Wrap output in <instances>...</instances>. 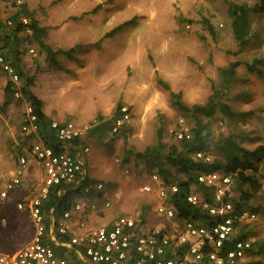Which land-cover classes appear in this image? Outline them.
<instances>
[{
	"label": "rangeland",
	"instance_id": "obj_1",
	"mask_svg": "<svg viewBox=\"0 0 264 264\" xmlns=\"http://www.w3.org/2000/svg\"><path fill=\"white\" fill-rule=\"evenodd\" d=\"M32 1L33 6L39 7V14L45 16L42 6L46 0ZM67 1L62 0L61 11L57 9L60 17L69 16L63 13L69 12ZM257 1L82 0L79 9L88 11L81 17L90 19L94 26L88 34L97 38L100 34L102 36L95 44L102 52L101 63L95 71L68 69L66 63L63 66L59 63L68 59L64 56L57 58L56 67L45 63L46 69L42 71L39 65L42 60L45 62L44 54L32 45L36 48L34 54H27L28 59L24 58L22 63L28 77L34 79L37 74L48 75L55 83L71 81L80 85L63 87L64 91L54 89L53 94L48 92L54 96V99H48L53 109L49 111V117H56V121L70 120L82 131V142L89 147L85 157L89 183L100 182L103 185L102 196L98 199L100 207L106 199L110 202L109 209L116 211L114 216L123 213L142 219L149 228L159 222L155 217L156 198L141 191L144 185L151 184L150 174L136 155L155 145L158 130L166 147L175 144L172 132L178 128V122L183 121L192 129L193 117L170 104L167 93L155 83V77L161 78L174 92H179L182 102L188 107L204 105L211 95V87L216 91L222 87L218 70L235 63L221 102L237 115L227 119L216 111L211 118H200L210 130L212 143L233 137L236 144L247 150L264 146V13L249 14L250 42L241 47L232 36L225 3L253 7ZM3 2L0 0L4 5ZM7 8V5L1 7L0 13H7ZM5 19L2 17L1 21ZM71 21L65 35L70 33L72 35L69 36L76 39L72 54L74 50L84 54L88 46L86 39L81 37L88 31L82 29L81 24L77 25L74 19L69 18L68 24ZM124 23L127 24L121 26ZM49 31L53 33L55 29H46V33ZM247 65H254L256 71L249 72ZM12 100L14 104L10 110L3 102L0 105V138L5 146L6 160L2 161L0 170L7 172L13 169L22 154L27 159L30 180H34L38 189L41 174L26 153L34 138L21 131L27 102L20 98ZM118 102L131 110L129 123L120 135L112 134L110 130ZM98 117L107 122L108 129L99 136L86 135ZM209 153L211 160L222 167L230 162L213 147ZM254 166L255 170H248L246 174L252 177L258 188L244 208L247 212L253 211L254 219L240 222L235 234H243L244 239L251 243L243 264H264V154L259 156ZM237 185L233 179L232 197L235 202L240 199ZM35 189L28 191L30 196ZM13 211L16 213L17 210L12 194L0 206L2 254H12L32 236L31 228L12 234Z\"/></svg>",
	"mask_w": 264,
	"mask_h": 264
},
{
	"label": "built area",
	"instance_id": "obj_2",
	"mask_svg": "<svg viewBox=\"0 0 264 264\" xmlns=\"http://www.w3.org/2000/svg\"><path fill=\"white\" fill-rule=\"evenodd\" d=\"M11 1L20 3L19 0ZM19 23L23 25L21 36L25 39V55H32L34 47L28 45L27 39L31 36L29 20L19 18ZM6 25L13 28L11 21H7ZM0 72L7 75L14 85L19 84L18 75L6 62L1 50ZM13 98L19 99V93L15 92ZM130 118L131 110L122 105L118 118L111 124V133L115 134L122 127L125 128ZM50 129L57 141L55 148L46 146L40 140L37 116L32 107L26 104L21 131L33 135L34 140L26 153L38 163L42 181L27 203L16 205L18 210L28 212L33 229L31 241L13 254H0V264H68L65 259L57 257L47 242V239L54 242L58 235L68 236L69 245L82 249L83 264H243L251 248L249 240L237 242L231 251L221 255L223 244L235 236L239 223L254 219L250 211H235L233 175L213 172L197 176L198 185L212 190L211 203L206 202L198 193L192 192L186 197L187 204L202 211L210 223L177 218L170 202L171 196L177 193V187L165 186L162 180L152 174L151 184L144 185L141 191L154 195L157 200L155 217L159 222L156 225L149 228L142 219L119 215L108 225L91 226L87 224V214L109 208L110 202L104 199L100 207L98 199L102 196L103 185L100 182L94 185L89 183L85 169L89 147L82 142V131L70 120L51 121ZM177 129L172 132L176 141L191 138L190 129L183 121L178 122ZM195 158L203 162L211 161L210 156L205 157L200 153ZM27 168V159L19 157L13 175L0 189V206L21 185ZM61 185L70 186L69 190L73 192L77 191L74 193L76 200L52 225L53 209H48L46 217L42 208L49 199L51 189ZM62 193L63 189L57 192V196ZM81 199H85L86 203L81 204ZM71 211L77 213L75 219L79 232L69 235L66 222L73 218ZM46 218L50 221L48 228ZM237 223L238 226H235ZM54 243L58 245L56 241Z\"/></svg>",
	"mask_w": 264,
	"mask_h": 264
},
{
	"label": "trees",
	"instance_id": "obj_3",
	"mask_svg": "<svg viewBox=\"0 0 264 264\" xmlns=\"http://www.w3.org/2000/svg\"><path fill=\"white\" fill-rule=\"evenodd\" d=\"M225 3L227 4V15L230 18L232 36L239 46L244 47L250 42L248 37L249 14H263L264 0H258L253 7L228 2ZM12 7H14L16 11L7 21L12 22L13 28L7 27L6 20H0V50L6 62L12 66L18 75L19 84L14 85L12 82L7 81L4 87V96L7 102L8 99L13 98L15 92L19 93V98L26 101L37 116L38 136L40 140L46 146L55 148L57 141L53 130L50 129L51 121L43 114L41 101L30 90L33 85V78L28 77L23 70L22 63L26 49L23 47L25 39L21 36L23 25L19 23V18H26L29 20L31 36L27 37V39L29 38L28 45H34L39 49L40 53L44 54V61L46 64L56 67L58 62L57 58L59 56L70 58L72 49L67 51L51 49L45 43L46 29L39 26L34 11H30L28 6L21 1L19 4L13 2ZM97 8L98 6L93 10ZM126 24L127 23H124L121 26ZM119 28L120 27L116 28V30ZM235 66L236 64L234 63L229 65L226 69L220 68L218 72L220 84L222 86L221 89L216 91L211 87V95L204 105H192L190 107L182 102L179 92H174L161 78L155 77V83L167 93L170 104L183 113L190 114L193 117V128L190 129L191 138L189 140H177L175 144L166 147L162 143L161 132L158 130L156 132L155 145L147 147L142 153L137 154L136 157L144 162L150 176L155 174L164 182L165 186L175 185L177 187V193L171 196L170 202L179 219L198 220L206 223L211 222L202 211L190 206L186 202L187 195L192 192L198 193L206 202H212V190L197 184L196 179L200 174L223 172L226 175H233V178L238 182L237 187L240 194V199L237 202L233 199V205L237 212L244 210L253 192L258 188V185L254 184V180L247 175L246 172L248 170H255L254 163L259 160L261 154H264V146H258L253 150H247L236 144L233 137H227L219 142L212 143L210 130L207 124L203 123L200 118H211L216 111L227 119H232L237 115L231 111L228 105L221 102L224 92L223 89L227 86V80L232 76ZM246 68L249 72L256 71L254 65H247ZM121 106L119 102L116 104L111 123L118 118ZM108 126L107 122H103L102 117H98L87 129L86 135L90 137L99 136L108 129ZM123 129L122 127L115 134H122ZM212 147L215 151L221 153L230 160L228 165L222 167L213 160L203 162L195 158V155L199 153L205 157L209 156V149ZM244 187H247V189ZM61 188L63 189V193L57 196V192L62 190ZM69 188L70 186L61 185L51 189L49 199L42 208L46 217H48L47 211L50 208L53 209L54 216H60L70 209L71 203L76 195L74 193L77 191L73 192L69 190ZM250 212L253 211L251 210ZM47 220L46 218V226ZM235 226H238V223ZM64 237L66 236L58 235V239H64ZM244 237L245 236L241 234L229 238V240L223 244L221 255L223 256L231 251L237 242L245 240Z\"/></svg>",
	"mask_w": 264,
	"mask_h": 264
},
{
	"label": "crops",
	"instance_id": "obj_4",
	"mask_svg": "<svg viewBox=\"0 0 264 264\" xmlns=\"http://www.w3.org/2000/svg\"><path fill=\"white\" fill-rule=\"evenodd\" d=\"M22 3H25L29 10L34 11L35 14V18L37 19L39 26L40 27H44L46 29H55V32L51 33L49 31V34L46 33V38H45V43L53 50H63V51H67L73 48V44H74V40L72 37H70L69 35L72 34H67L65 35L66 29L69 28V26L72 24V21L70 22V24H68L69 18L74 19V21L76 22V24H81L83 27L82 29H86L88 32L87 34H84L81 38L83 40H85V44L86 46H88L85 49V53L82 54L80 52V50H74L73 54H71L70 58H68L67 60H60L59 63H61V65L63 66L65 63V66H67L66 68L68 69H78V71L81 72H85V71H90L93 70L95 71L96 68L98 67V65H100L101 63V51L99 50V48H97V46L95 45L97 42H99L102 38L101 34L97 37L92 36L90 33L91 29L94 28V26L90 23V19H85L82 18L81 16L84 14V12L88 11V10H82L79 9V7L82 4V0H68L66 2L67 4V10H69V12H63L68 14L69 16L65 17H60L57 9H59L60 11L62 10V6H63V2L62 0L55 2L53 0H46V3L44 2V6H42L43 8V12L46 14L45 16L40 15L39 14V7L33 6L32 5V0H20ZM4 5L2 3H0V9L1 7H4L5 5L8 6L6 12L7 13H0V20H2V17H5L7 19H9L14 13H15V8L12 7V5L10 4V0H4ZM65 4V3H64ZM66 7V6H65ZM92 10V9H91ZM90 10V11H91ZM3 20V21H5ZM94 21H96V18H94ZM88 24V26L86 25ZM65 25V26H64ZM74 36V35H73ZM74 38H76V36H74ZM98 40V41H97ZM36 49V48H34ZM75 49V48H74ZM38 52V51H37ZM101 52V53H100ZM25 59H28L27 55L24 56ZM23 58V62L24 59ZM27 62V60H26ZM81 62V63H80ZM63 63V64H62ZM31 67H34L33 65H30ZM40 70L45 71L46 69V64L45 62H43V60L41 61L40 65ZM8 76L3 74L2 72H0V105L2 104L1 102H3L4 104H6L7 108L10 110L11 108V104H14V101L12 100V98L8 99L6 102L5 96H4V87L7 83ZM41 83V84H40ZM41 85V87H39ZM80 87V85H76L74 83H72L71 81H66V82H52L51 78L48 75H43L40 76V74H37L35 76V78L33 79V85L30 88V90L32 91V93L41 101L42 103V112L43 114L46 116L47 119H49L50 121H56L55 118L56 117H49V111H52V106L50 107L49 105V98L50 99H54L53 97H51L48 92L51 91V94H53L54 89H60L63 90V87ZM64 91V90H63ZM91 121L93 120L90 119ZM89 120V122H91ZM57 121H62V120H57ZM3 144V139L0 138V168H2V161H4L5 157H4V153L5 152V146L2 145ZM23 156L22 154L19 156L21 157ZM33 163V167L35 168L36 166L38 167L40 174H41V181H42V172L40 170V167L38 165V163L35 160H31ZM16 163L14 165V170H8L7 172L0 170V179H2V182H0V189L5 185V183L7 181H9V179L11 178V176L13 175L15 168H16ZM30 171V170H29ZM28 169H26V173L22 179L21 185L16 187L13 192L10 194V196L13 194L15 196L16 199V205L17 203H27L28 200H30V198L32 196H30L31 194H29V190L31 188H36L35 192L37 190V186L34 182V180H30L31 175L29 174ZM5 175V177H4ZM40 184V182H39ZM36 186V187H35ZM10 196L8 198H10ZM24 198V200L22 199L21 201H19L18 199ZM74 201L76 199H73ZM26 201V202H25ZM86 200L85 199H81L80 202L81 204H85ZM73 202V201H72ZM72 204V203H71ZM110 208V207H109ZM101 209L100 211H98L97 213H88L87 214V224L91 225V226H99V225H108L110 223V221L119 216H114L116 214V211H114L113 209ZM16 213L15 211H13L14 216L12 217V234L16 235L18 233L21 232L22 229H27V228H31L32 232L31 234L33 235V229L32 226L30 224V220H29V216H28V212L26 210H18L16 207ZM129 211V210H127ZM12 213V214H13ZM20 214V215H17ZM71 215H72V219H70L69 221L66 222V225H68V233L70 234H77L79 232V228L77 226V221L75 219V217H77V213L71 211ZM120 215H123V213H121ZM59 215L58 216H54L52 215V220L54 223H52V225L55 224V222L58 221L59 219ZM48 219V218H47ZM3 220L2 218L0 219ZM50 221L47 220V228L49 225ZM26 225V226H25ZM9 227V226H7ZM50 228V227H49ZM2 229V228H0ZM28 230V229H27ZM32 236H30L25 243L19 245L16 248V251L21 248L22 246H24L25 244H27L28 242L31 241ZM58 243V245H55ZM49 244H51V246L53 247L55 254L57 255V257L59 258H63L67 261L68 264H83V251L81 248H77V247H73L71 245H69V241H68V236L64 237V239L60 238L58 239V237L55 236V240L53 241H48ZM16 251H14L13 253H15ZM12 253V254H13ZM2 254V253H0ZM4 255H10V254H4Z\"/></svg>",
	"mask_w": 264,
	"mask_h": 264
}]
</instances>
